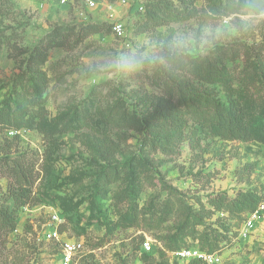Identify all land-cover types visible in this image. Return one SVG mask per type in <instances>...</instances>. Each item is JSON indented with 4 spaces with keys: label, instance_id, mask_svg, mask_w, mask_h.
Segmentation results:
<instances>
[{
    "label": "rangeland",
    "instance_id": "obj_1",
    "mask_svg": "<svg viewBox=\"0 0 264 264\" xmlns=\"http://www.w3.org/2000/svg\"><path fill=\"white\" fill-rule=\"evenodd\" d=\"M95 1L0 0V112L32 115L35 101L45 109L43 120L0 130V154L26 153L36 163L42 200L21 210L0 244V264H58V246L42 235L53 210L64 215V237L81 244L73 264H191L178 253L200 249H217L216 264H264V203L246 238L254 213L222 216L213 204L239 191L264 196V144L193 133V111L201 110L194 97L225 102L226 80L255 117L264 114V0ZM166 3L192 5L197 16H167L163 25L141 16ZM117 23L123 36L112 31ZM89 24L104 31L83 38ZM65 27L75 32L68 47L49 52L48 83L23 80L34 48ZM172 112L173 122L162 124ZM117 167L119 180L108 183L103 175ZM130 168L140 173L135 182Z\"/></svg>",
    "mask_w": 264,
    "mask_h": 264
},
{
    "label": "trees",
    "instance_id": "obj_2",
    "mask_svg": "<svg viewBox=\"0 0 264 264\" xmlns=\"http://www.w3.org/2000/svg\"><path fill=\"white\" fill-rule=\"evenodd\" d=\"M141 16L147 22L155 23V25H163L166 23L167 16L176 17L178 19H193L197 16V8L192 5L183 7H174L172 4L152 5L148 10L143 7ZM104 24H89L82 28L83 38L91 34L104 31ZM75 29L69 27L56 29L50 33L46 39L42 40L37 45L33 53L27 60L26 71L21 75L23 80L31 84L48 83V74L43 70V66L48 60L49 52L54 48H66L74 34ZM80 37V34L78 35ZM170 57L169 63L176 70L183 69L180 61H175V58ZM170 70V69H169ZM223 90L228 95L227 100L222 102L211 95H201L199 98L194 97L193 102L199 103L200 109H194L193 114L196 117V123L199 127L193 129L194 135L199 132H209L225 141H258L264 144V114L260 117H255L246 106V99L234 98L233 84L230 80L223 83ZM43 101H35L32 106H38L31 111L32 115H28L27 111L22 108L7 110L0 112V130H18L24 126H29L34 122V118L44 119V107H39ZM176 113H169L166 120L162 124L173 122L172 116ZM61 129L66 130L68 121L59 122ZM10 143V142H9ZM10 148V147H8ZM10 150V149H9ZM8 150V151H9ZM139 165V164H138ZM126 166V165H125ZM115 172L104 174L103 177L111 183L119 180L121 176L120 169L117 167ZM131 182L138 180L140 173H136L135 169L130 168ZM4 178L7 181L6 191L0 188V244L5 245L9 236L18 228V219L21 210L25 207L36 206L42 202L41 198L35 192V185L39 179V173L36 168V163L30 159L26 153H22L13 157L7 151L0 154V179ZM137 184H142L137 183ZM213 202L215 207L221 210V213L228 214H243L255 213L264 203V196L257 189L254 191H239L234 199H229L224 195H220ZM140 218V213L137 212L131 219L129 226L133 227L137 224ZM123 226H126L122 223ZM61 231L65 232L64 225ZM219 239L215 237L216 242L212 246L218 248L219 240L221 242L227 239L226 235H222ZM214 249V248H213ZM203 252L212 254L217 249ZM191 264H206L202 259H194Z\"/></svg>",
    "mask_w": 264,
    "mask_h": 264
},
{
    "label": "built area",
    "instance_id": "obj_3",
    "mask_svg": "<svg viewBox=\"0 0 264 264\" xmlns=\"http://www.w3.org/2000/svg\"><path fill=\"white\" fill-rule=\"evenodd\" d=\"M62 4H68L70 0H59ZM82 2L87 5L89 8H95L97 2L95 0H82ZM125 27L122 23L114 24L112 31L114 34L123 36L125 33ZM17 132L9 131L8 135H14ZM51 222L48 225H45L42 235L48 242H53L58 246L59 250V261L58 264H73L74 255L78 254L81 249V244L77 243L74 239H69L64 237L66 232L61 231V227L65 224L64 215L59 210L50 211ZM225 216V214H221ZM258 215V210L252 215L246 223L245 227L241 232V237L246 238L251 233L253 229L254 219ZM145 246L149 249V243H146ZM182 258L188 260L202 259L206 264H216L220 261V258L217 255L207 254L199 250H184L178 253Z\"/></svg>",
    "mask_w": 264,
    "mask_h": 264
},
{
    "label": "clouds",
    "instance_id": "obj_4",
    "mask_svg": "<svg viewBox=\"0 0 264 264\" xmlns=\"http://www.w3.org/2000/svg\"><path fill=\"white\" fill-rule=\"evenodd\" d=\"M131 63H133V64H134V63H136V61L133 59V60H131Z\"/></svg>",
    "mask_w": 264,
    "mask_h": 264
}]
</instances>
